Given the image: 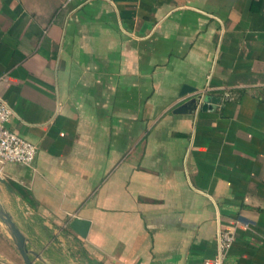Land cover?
Instances as JSON below:
<instances>
[{
    "label": "crops",
    "instance_id": "crops-1",
    "mask_svg": "<svg viewBox=\"0 0 264 264\" xmlns=\"http://www.w3.org/2000/svg\"><path fill=\"white\" fill-rule=\"evenodd\" d=\"M0 96L38 147L0 171L34 264H204L220 229L264 264V0H0Z\"/></svg>",
    "mask_w": 264,
    "mask_h": 264
},
{
    "label": "built area",
    "instance_id": "built-area-1",
    "mask_svg": "<svg viewBox=\"0 0 264 264\" xmlns=\"http://www.w3.org/2000/svg\"><path fill=\"white\" fill-rule=\"evenodd\" d=\"M14 116L11 106L0 96V171L7 163L32 166L38 147L14 132L9 124ZM235 241L232 231L219 230L217 233V253L204 264H225L226 257Z\"/></svg>",
    "mask_w": 264,
    "mask_h": 264
},
{
    "label": "water",
    "instance_id": "water-1",
    "mask_svg": "<svg viewBox=\"0 0 264 264\" xmlns=\"http://www.w3.org/2000/svg\"><path fill=\"white\" fill-rule=\"evenodd\" d=\"M203 100H205V101L208 100V97L206 96V94H195L194 98H192L190 100L189 105L191 104L194 107H196L198 105V103L203 101ZM212 102L214 103V100H212ZM185 107L186 106H184L183 108H180L179 111L185 110ZM0 218L5 224L8 225V227L10 229L11 237H12L13 241L15 242V244H16L20 254L22 255L25 263L26 264H34L32 259H31V255H34L37 258L41 259V257L38 256V254L31 252L28 249L24 236L17 229V227L13 223L10 216L8 214H6L1 209H0ZM89 226H90V222L88 220H85V219H76V220L71 222V228L73 230H75L77 233H79L82 237L87 236Z\"/></svg>",
    "mask_w": 264,
    "mask_h": 264
}]
</instances>
